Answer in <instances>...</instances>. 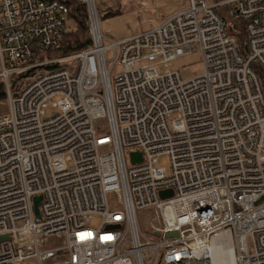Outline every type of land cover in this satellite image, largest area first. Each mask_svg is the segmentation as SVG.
I'll return each instance as SVG.
<instances>
[{
    "label": "built area",
    "instance_id": "2783aa9c",
    "mask_svg": "<svg viewBox=\"0 0 264 264\" xmlns=\"http://www.w3.org/2000/svg\"><path fill=\"white\" fill-rule=\"evenodd\" d=\"M81 2L90 46L51 59L39 54L60 50L70 34L67 5L0 0L8 105L0 114V236L8 237L0 264H215L209 248L220 235L234 264H264V0H189L116 41L101 29L96 0ZM223 6L245 24L242 45L218 12ZM197 51L201 76L170 70ZM155 61L163 75L143 66ZM132 151L143 160L128 166ZM145 209L159 223L152 238L139 223ZM96 215L102 222L92 229ZM59 235L62 247L41 249Z\"/></svg>",
    "mask_w": 264,
    "mask_h": 264
},
{
    "label": "rangeland",
    "instance_id": "374dc122",
    "mask_svg": "<svg viewBox=\"0 0 264 264\" xmlns=\"http://www.w3.org/2000/svg\"><path fill=\"white\" fill-rule=\"evenodd\" d=\"M230 10V7L228 6H223V7H219L218 8V12L227 20V29L230 31V33L233 34H239L241 31V26L243 24V21L241 20H234V18L232 16H230L228 14ZM99 15H100V22H101V29L103 31V33L105 34L106 38L111 40V36L107 35L106 32L104 31V17L101 15V11H99ZM68 26L69 28H71V22L70 20H68ZM243 35L245 36L244 32ZM107 43V42H106ZM51 59H54V57H50ZM70 64V66H72V63H68ZM148 65L150 66H155L157 71L159 72L160 75H163L166 71V67L160 63V61H155L153 63H148V62H144L143 66L148 67ZM65 64H60L58 67H64ZM73 67V66H72ZM46 70L45 68L40 69L39 71H44ZM117 68L113 73V76L117 74ZM171 71H180L182 77L185 80H190L196 77L201 76L204 73V64L202 62V58H201V54L200 52H195L192 55L189 56H184L181 57L179 59H176L173 62V67L170 68ZM120 71V68L118 70V72ZM51 102H50V106H51ZM8 111V105H7V101L0 103V112H2L3 114H7ZM47 117H50L52 115H54L55 110L53 108H48L47 110ZM98 126L100 127L101 131L104 132L107 127L106 122L104 120H99L97 121ZM108 131H106L107 133ZM127 155V164L128 166L132 165V162L130 161L129 158V153H126ZM159 165L161 167H164L167 169L168 172H170V158L168 155H162L159 158ZM109 202L110 205L113 208H117V201H118V195L116 193H110L109 194ZM138 217H139V223H140V227L141 230L143 232V234H145L146 236H150L151 238L153 236H151L150 234L152 233V229H151V225L153 223H155V225L159 226V223L157 221L156 218V214L154 213L153 210H149V209H145V210H139L138 211ZM102 222V218L99 215H96L94 217V219L92 220L91 224H90V228L92 229H98L100 224ZM66 242V237L63 235H59V236H52L50 238H48L47 244L44 247H41V249H56V248H60L62 247ZM248 244H249V248L251 251H253V240L251 237H249L248 240ZM62 257H58L57 259H54L52 261H46L44 262V264H57L61 261Z\"/></svg>",
    "mask_w": 264,
    "mask_h": 264
},
{
    "label": "crops",
    "instance_id": "0c3cea01",
    "mask_svg": "<svg viewBox=\"0 0 264 264\" xmlns=\"http://www.w3.org/2000/svg\"><path fill=\"white\" fill-rule=\"evenodd\" d=\"M188 4L189 0H96L98 13L104 17V31L113 40L147 30ZM110 12L113 15L106 17Z\"/></svg>",
    "mask_w": 264,
    "mask_h": 264
},
{
    "label": "trees",
    "instance_id": "16d2710c",
    "mask_svg": "<svg viewBox=\"0 0 264 264\" xmlns=\"http://www.w3.org/2000/svg\"><path fill=\"white\" fill-rule=\"evenodd\" d=\"M60 1L67 5L69 8L68 20L71 22L70 34L66 35L63 40L62 48L56 52L44 51L40 52V58L46 57H60L71 55L75 52H79L88 48L91 44V38L89 34V22H88V12L86 6L81 2V0H52ZM224 0H214V2H221ZM113 15L111 12L106 15V17ZM244 22L241 26V31L239 34L231 35L236 36L239 40V44L242 45L245 41L244 32ZM230 32V31H229ZM38 56V57H39ZM31 75L34 72H28ZM27 74H23L24 78L28 77ZM16 78H13L10 83L12 86L16 85ZM7 101L6 85L3 80L0 79V103ZM0 114H3L0 112Z\"/></svg>",
    "mask_w": 264,
    "mask_h": 264
},
{
    "label": "bare ground",
    "instance_id": "6f19581e",
    "mask_svg": "<svg viewBox=\"0 0 264 264\" xmlns=\"http://www.w3.org/2000/svg\"><path fill=\"white\" fill-rule=\"evenodd\" d=\"M231 9H232V5H231ZM110 41H116V40L111 39ZM97 126H98V124H97ZM106 129H107V127H106ZM106 131H108V129L105 130V132ZM137 152L138 151L129 152V155L131 153H137ZM138 153H140V152H138ZM141 156H142V154H141ZM142 160H143V157H142ZM142 160L138 161V162H142ZM138 162H132V164L138 163ZM151 229H152V225H151ZM224 239H225V235H220L213 240L212 245L209 248V250L211 251V256H212L215 264H234L233 255L226 250L227 246H225L226 242L223 241Z\"/></svg>",
    "mask_w": 264,
    "mask_h": 264
},
{
    "label": "water",
    "instance_id": "95a60500",
    "mask_svg": "<svg viewBox=\"0 0 264 264\" xmlns=\"http://www.w3.org/2000/svg\"><path fill=\"white\" fill-rule=\"evenodd\" d=\"M130 158H131L132 162H138V161L142 160V156L138 152L137 153H131L130 154ZM160 196H161L162 199H167V198L173 196V191L172 190L163 191V192L160 193ZM41 201H42V197L41 196H37V197L34 198V211H35V216H36V220L37 221L41 220L40 210H39V204H40ZM119 228H120L119 225L111 226V229H119ZM175 236H177L176 232L169 233L167 235V237H175ZM7 238H8L7 236H0V242L3 241V240H6Z\"/></svg>",
    "mask_w": 264,
    "mask_h": 264
}]
</instances>
